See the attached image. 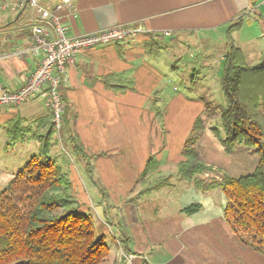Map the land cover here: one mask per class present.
<instances>
[{"label": "crops", "instance_id": "1", "mask_svg": "<svg viewBox=\"0 0 264 264\" xmlns=\"http://www.w3.org/2000/svg\"><path fill=\"white\" fill-rule=\"evenodd\" d=\"M17 1H0V82L12 91L25 82L37 61L30 54L15 55L18 48L29 45L30 25L39 17L34 7L16 8ZM71 5L75 17L68 9L62 12L70 35L115 25L140 27L136 36L123 42L82 48L73 64L59 74L56 88L63 110L50 155L57 158L60 149L75 154L73 138L77 137V144L90 155L84 159L75 154L78 173L71 171L70 191L85 210L92 208L96 215L116 210L110 215L115 222L111 227L105 223L108 219L98 218V233L114 228L117 239L128 237L123 241L127 251L116 239L118 249L113 253L109 249L101 264H264V251L243 241L226 221L224 192L197 190L175 172L193 122L197 117L204 119L205 96L215 82L220 83L229 46L226 29L241 15L243 25L231 34L232 44L242 50L247 64L254 57L260 62L264 33L258 16L264 20V0H71ZM3 21L4 26L11 25L4 27ZM149 42L160 47L159 55L146 52ZM49 113L41 94L17 106L0 105L2 150L21 154L24 145L36 141L25 138L4 150L6 125L12 117L19 116L31 132L39 127L38 119ZM200 131L199 157L218 168L204 154V148L211 152V145L204 143L207 132ZM24 141L28 142L21 144ZM208 143L218 147L217 154L222 151L215 137ZM16 144L20 150L13 152ZM150 157L159 161L160 174L170 175L173 185L138 196L139 174ZM250 159L238 173L229 174L251 172L257 161ZM24 163L0 166V188ZM86 179L93 187L95 204L84 187ZM104 185L108 199L116 202L112 208L102 205L105 193L100 186ZM175 202L178 207H173ZM145 203H151L148 210L142 207ZM194 203L199 208L186 213L184 208ZM147 249H154L148 258Z\"/></svg>", "mask_w": 264, "mask_h": 264}, {"label": "trees", "instance_id": "2", "mask_svg": "<svg viewBox=\"0 0 264 264\" xmlns=\"http://www.w3.org/2000/svg\"><path fill=\"white\" fill-rule=\"evenodd\" d=\"M258 20L264 33V20L259 16ZM242 25L243 15L231 21L226 29L229 46L223 55L220 77L226 102L220 113L224 137L220 138L217 126L210 129L226 153L236 144L253 146L257 164L251 172L239 176L207 174L216 169L202 161L196 149L203 129V122L197 117L175 172L180 180L191 183L197 190L221 189L226 198L223 214L232 231L257 248L264 246V50L258 64L246 63L242 50L232 44L231 38ZM160 51L154 43L146 44L148 54L157 56ZM37 125L30 132L31 127L24 125L19 116L12 117L6 125L4 150L28 138L38 142V152L0 188V264H101L109 255L104 235L98 233L92 216L77 208L65 173L50 155L57 131L52 113L38 119ZM73 139L75 154L86 159L88 154L77 144V137ZM159 165L157 159H147L139 174L138 196L173 185L170 175L160 174ZM198 208L199 204L194 203L184 211L192 213ZM105 223L111 226L108 221ZM117 240L126 252L124 240L121 237Z\"/></svg>", "mask_w": 264, "mask_h": 264}, {"label": "built area", "instance_id": "3", "mask_svg": "<svg viewBox=\"0 0 264 264\" xmlns=\"http://www.w3.org/2000/svg\"><path fill=\"white\" fill-rule=\"evenodd\" d=\"M23 5L34 7L39 17L30 25L29 45L18 48L15 55L25 57L30 54L37 61L25 82L16 90H8L0 82V105L17 106L41 94L46 106L50 108L54 127L58 131L63 110L62 98L56 90L59 74L63 73L66 66L73 64L76 54L82 48L123 42L134 37L140 27L115 25L70 35L62 22V12L70 10L71 0H18L15 6L21 8ZM70 13L76 16L74 11L70 10ZM164 34L169 32L164 31ZM53 70L56 73L53 74Z\"/></svg>", "mask_w": 264, "mask_h": 264}, {"label": "rangeland", "instance_id": "4", "mask_svg": "<svg viewBox=\"0 0 264 264\" xmlns=\"http://www.w3.org/2000/svg\"><path fill=\"white\" fill-rule=\"evenodd\" d=\"M3 23L2 24L4 26L6 23L4 21H3ZM10 25L11 24L6 25L4 27H8ZM257 45L260 46V41L257 43ZM17 57H19V56H17ZM258 61H259V59L257 57L248 59V63L249 64H252V65L257 64ZM177 85L179 86V84H177ZM31 99L32 98H30L29 100H31ZM27 101H25V102H27ZM205 102L206 103H205L204 108L206 110H205L204 119H202V122H203L204 134H205V132H207L208 135H204V143H205V145H208V144L211 145V152H213V153L208 152L204 148V154L207 156L208 159H211V158L214 159L216 161L217 165H218V168H216L212 164H209V165H212L213 168L216 169V171L215 172L213 171L211 173L208 172L207 174H209L211 176L214 175V176H218L219 177L223 173H227V174H229L230 172H232V173H238L237 170L241 167V165L244 166L247 162H250V160H251L250 158H253L252 162H254V158H255V162H256L258 160V155L255 152V148H253V146L250 147V149H248V148L241 147V146H245L243 144H241V145H237L236 144L230 153H226L223 150V147H222L219 139L217 137L213 136V134L211 132L212 130L210 128L213 127V126H217V128L219 130V133H220V138H223L224 137L223 129L220 126V113H221V111L223 109H225L226 102H225V98L223 96V93H222V90H221V87H220V83L218 81L215 82L214 86H212V88L210 90V94L207 95V96H205ZM44 103H45V100H44ZM207 105H208V108H207ZM213 137H215L218 140V144H220L221 147H222V151L220 153H218L219 156L217 154V151H214V149H216L218 147L216 146V148H213L212 147L213 146V143H208L209 140H211V138H213ZM55 138L57 139V137H55ZM2 142H3V137L0 134V166L4 165V166H7V167H10L12 165V163H20L21 161H23V163H24L25 161H27L29 159V157L31 155L37 154V152H38V148L36 146L37 145V142L36 141H30V143H29L28 146L24 145V149L25 150H23L21 152V154L19 153L17 155H14L16 153L14 151L15 150H17V151L20 150V149H18V146L19 145L16 144L17 147H15V149H12L13 152H14V153H12V151H3L2 150V147H1L2 146ZM27 142L28 141H24L21 144H26ZM196 149H197V147H196ZM249 153H251V154H249ZM18 156L21 157V160H20V158ZM242 156H245V157H242ZM247 156H249L250 158H247ZM60 157H63L64 158V161L63 162L61 161ZM74 159H75V154H69L64 149H60V153L58 154V157L55 158L56 162L60 165L62 171L65 173L66 178L69 181V184H71V180H70V178H71V171H73V169L76 172L78 171L76 169V163H74L75 162ZM248 169H250V167ZM248 169H247V171H248ZM245 173H247V172L245 171ZM207 174H204V175H207ZM229 175H231V174H229ZM231 176H234V175H231ZM83 182L86 183V186H84V187H86L85 189H87L90 192V197L92 199L91 200V203H94L95 204L96 201L94 200V198L96 196L93 194V191H92L93 187H92L91 183H90V185H89V183L87 184V179L85 181H83ZM100 188L105 193L104 194L105 197L103 198L104 200L102 202V205L103 206H104V204L106 206L109 205L111 208H112V206H115L116 205L115 200L108 199V195L106 194V193L109 192V189L106 186L105 187L100 186ZM77 202H78L77 203V205H78L77 208H79L82 212L84 211L86 213H89L92 216L93 220H94L95 226L97 225V222L99 221L98 218L101 219L103 222H104L105 219H108L107 221L110 223V225H114L115 224V222L110 219V215L114 211L116 212L115 209L114 210H112L110 208L109 209H105L106 210L105 211V213H106L105 216L106 217H105V216H101L99 214L96 215L95 210H93L92 208H90L88 210H85V208L83 206V203L81 204V202H79V201H77ZM150 204L151 203H145L144 205H142V207L144 208V210H148L150 208ZM138 207L139 208L137 209V212L138 213H141L142 207H140V206H138ZM173 207H178V203L175 202V204H174ZM113 231H115L114 228H112V230L106 231L105 234H104V239H105V242H106V244L108 245V247L110 249V253H113V252L116 251V249H118V247L116 245V239L117 238H116V235L113 233ZM100 233H101V231H99V234ZM257 249H262V251H264V246L257 245ZM153 251H154V249H152L151 251L147 249L146 252H148V253L145 254L146 257L147 258L150 257L149 255L150 254H153L154 253ZM119 255L122 258V253L121 252H119ZM126 256H127V259L128 260L132 258V255H130V256L129 255H126Z\"/></svg>", "mask_w": 264, "mask_h": 264}, {"label": "water", "instance_id": "5", "mask_svg": "<svg viewBox=\"0 0 264 264\" xmlns=\"http://www.w3.org/2000/svg\"><path fill=\"white\" fill-rule=\"evenodd\" d=\"M25 6H26V5H23V7H21V9L23 10ZM18 13H20V12H18ZM16 16H18V15H16Z\"/></svg>", "mask_w": 264, "mask_h": 264}]
</instances>
